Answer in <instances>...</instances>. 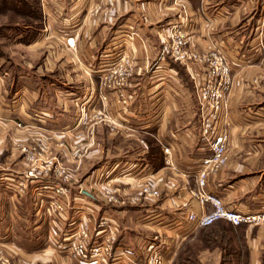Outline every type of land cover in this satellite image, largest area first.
Returning <instances> with one entry per match:
<instances>
[{
  "label": "crops",
  "instance_id": "1",
  "mask_svg": "<svg viewBox=\"0 0 264 264\" xmlns=\"http://www.w3.org/2000/svg\"><path fill=\"white\" fill-rule=\"evenodd\" d=\"M101 2L38 0L39 25L25 46L45 50V66L68 68L49 82L51 87L32 91L51 93V104L35 108L21 98L20 106L5 113L19 115L24 123L19 144L64 140L85 147L80 166L72 170L70 198L80 215L86 213L89 224L104 208L117 218L115 246L139 252L145 240H154L164 264H264V221L234 225L221 219L191 229L184 218L188 209L201 210L190 190L196 185L192 170L201 144L195 83L202 72L160 54L164 36L179 26L199 52L213 46L233 62L234 78L243 84L227 96V161L209 176L208 188L229 205L245 210L264 207V0H115L114 6L97 10ZM131 32L138 35L132 48ZM127 49L134 72L123 105L116 90L101 85V76L116 54ZM93 65L97 69L88 75L87 66ZM252 77L259 80L256 86L249 84ZM97 111L115 122L92 119ZM78 130L83 132L81 140L73 137ZM164 147H169V154ZM52 154L75 167L68 147L53 149ZM79 183L87 188L81 194ZM107 184L126 194L148 184L158 195L111 205L103 194ZM19 198L18 203L10 199L8 208H21L28 198L34 210L29 232L41 234L45 226L50 244L42 249L17 247L12 243L13 217H6L3 249L11 264H86L59 248L62 241L56 239L52 219L33 191Z\"/></svg>",
  "mask_w": 264,
  "mask_h": 264
},
{
  "label": "built area",
  "instance_id": "2",
  "mask_svg": "<svg viewBox=\"0 0 264 264\" xmlns=\"http://www.w3.org/2000/svg\"><path fill=\"white\" fill-rule=\"evenodd\" d=\"M114 4L115 0H102L96 9L112 7ZM261 20L264 23V14ZM135 37H138L137 33L131 32V48ZM67 42L73 45L72 38H68ZM129 53V49L119 51L101 76V85L116 90L123 105L127 103V88L134 72L132 56ZM160 54L184 67H197L202 72V78L195 83V97L200 112L201 144L192 170L196 185L190 190L191 196L201 204V210L186 211L184 218L190 224L189 227L197 229L218 219L247 225L264 221V207L245 210L229 205L216 191L208 188L209 176L221 171L227 161L230 133L227 92L232 86L240 84V80L232 75L235 65L216 47L211 46L206 51L199 52L179 26H174L164 36ZM254 82L258 84L259 80L255 79ZM262 85L264 86V81ZM102 98L105 99V96ZM92 119L115 122L112 117L99 111L92 115ZM91 133L90 130L88 138L92 143L94 139ZM82 136V130L73 133L77 140H81ZM42 142L23 144L21 152L25 169L14 173L5 171L3 177L6 187L12 189L15 194H23L30 189L38 196L39 205H44L52 219L56 239L62 241L59 248L67 251L71 258L86 264H164L159 242L154 240H145L139 252L131 247L115 246L119 224L107 208L93 216L91 224L86 213L79 214L78 207L70 198L69 185L72 181V170L80 166L85 147L64 140H57L55 143L49 140ZM66 147L69 148L71 162L75 167L57 160L52 154L53 149ZM163 151L169 154V147H164ZM166 162H170L169 157ZM84 190L87 188L79 183L78 194ZM103 194L107 204L125 205L156 197L158 190L144 184L140 191L126 194L122 193L119 187L107 184L103 187ZM206 203L211 207L206 208ZM139 253L141 260H138ZM0 264H10V257L3 248H0Z\"/></svg>",
  "mask_w": 264,
  "mask_h": 264
},
{
  "label": "rangeland",
  "instance_id": "3",
  "mask_svg": "<svg viewBox=\"0 0 264 264\" xmlns=\"http://www.w3.org/2000/svg\"><path fill=\"white\" fill-rule=\"evenodd\" d=\"M37 3L38 0H0V94H2V98H0V242H2L0 246L2 247L0 248L5 246L3 241L7 239L3 236V232L7 228L4 224L6 217L9 219L13 217L11 226L15 236H13L12 243L17 247L42 249L46 248L48 243L50 244L45 226H42L41 234L35 235L29 232L32 228L31 219L34 217V210L29 207L30 200L28 198L22 204L25 206L20 208L18 205L19 207L14 208L15 210L8 208L10 199L17 203L21 202L19 200L21 194H15L12 189L6 187L5 177H3L5 171L14 173L25 169L21 152L22 144H19L24 123L19 120V115L10 117L5 113L8 112L9 107L20 106L21 98L22 101H28L29 105L35 108L51 104L48 99L51 97V93H33L32 91L36 92L44 87H51L49 82L59 79L60 73H65L68 68L60 69L51 64L45 66L43 61L47 57V52L33 48L34 46H25V43L28 42L25 40L28 36L30 39L34 38V28L39 25ZM261 22L263 23L262 20ZM93 67L87 66L89 70L86 73L88 75L97 69V66L93 65ZM255 79L258 78L250 79L251 86H256ZM242 84L243 82L240 80V84L232 86L227 93L229 94L233 88L240 87ZM16 163H20L21 166L15 165ZM261 193L264 194V187ZM11 212L13 216H11ZM6 253L8 254V252ZM9 257L11 264V256L9 255Z\"/></svg>",
  "mask_w": 264,
  "mask_h": 264
},
{
  "label": "trees",
  "instance_id": "4",
  "mask_svg": "<svg viewBox=\"0 0 264 264\" xmlns=\"http://www.w3.org/2000/svg\"><path fill=\"white\" fill-rule=\"evenodd\" d=\"M37 10H38V7H37ZM34 14V13H33ZM38 14V13H37ZM37 17H38V15H37ZM35 27H37V26H35ZM35 29L36 28H34V32L33 33H35ZM33 37V36H32ZM30 40V37L28 36V38L25 40V41H29ZM218 220H221V219H218ZM218 220H215L214 222H212L211 224H213V223H215L216 221H218ZM225 220V219H224ZM211 224H209V225H211ZM233 224V223H232ZM209 225H206V226H203V227H200V228H205V227H207V226H209ZM234 225H238V224H234Z\"/></svg>",
  "mask_w": 264,
  "mask_h": 264
}]
</instances>
